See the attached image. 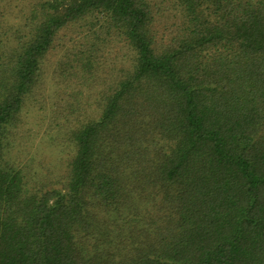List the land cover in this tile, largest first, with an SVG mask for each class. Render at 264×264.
Segmentation results:
<instances>
[{
  "label": "trees",
  "instance_id": "1",
  "mask_svg": "<svg viewBox=\"0 0 264 264\" xmlns=\"http://www.w3.org/2000/svg\"><path fill=\"white\" fill-rule=\"evenodd\" d=\"M161 1L164 38L159 0H36L18 22L0 7V264H264V0ZM71 26L53 78L78 88L48 121L59 161L22 163V106ZM111 42L128 64L97 75Z\"/></svg>",
  "mask_w": 264,
  "mask_h": 264
},
{
  "label": "rangeland",
  "instance_id": "2",
  "mask_svg": "<svg viewBox=\"0 0 264 264\" xmlns=\"http://www.w3.org/2000/svg\"><path fill=\"white\" fill-rule=\"evenodd\" d=\"M36 0H0V7L6 4L7 12L4 18L10 22L21 21L22 14L27 7L34 3ZM157 7L154 8V16L157 28V36L160 38L166 37V28L173 21L174 10L168 6L165 1L159 0ZM23 8V12L19 11ZM174 13V14H173ZM75 27H64L56 33V37L53 43V47L50 48L42 61V80L43 83L39 87H35L34 90L28 95L21 109V120L16 128V145L15 149L10 152L12 157L17 154L20 161L31 163L34 162V166H37L36 161L42 159L43 154L47 155V163L53 167L59 160V153L56 154L54 143H52L48 137L50 129L48 121L50 117V106L59 97L58 91L63 90V96L65 93L72 92L74 90V84L63 83L56 84L53 75L54 70L59 65V59L64 55L66 56L67 50H72V46L78 40H81L80 36H77L74 32ZM129 49L126 44L121 42L109 43V46L102 50V55L98 56V69L97 75L106 74V67H112L114 61L118 66H127ZM103 58H102V57ZM57 74V73H56ZM55 74V78L56 77ZM108 78L112 77L113 73H107ZM58 76V74H57ZM102 80V79H101ZM108 80V79H107ZM91 84V83H90ZM92 89L95 91L93 96H89L88 102L81 107L82 116H89L97 113L96 108V92L99 88L103 87L102 82L92 84ZM78 88L77 86L75 87ZM91 93V89H87L85 86L81 87L80 100L84 101L85 96ZM57 155V157H56ZM17 159V160H18Z\"/></svg>",
  "mask_w": 264,
  "mask_h": 264
}]
</instances>
